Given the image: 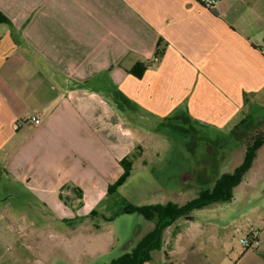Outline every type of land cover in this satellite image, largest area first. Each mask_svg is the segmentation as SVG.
<instances>
[{"label": "crops", "instance_id": "0c3cea01", "mask_svg": "<svg viewBox=\"0 0 264 264\" xmlns=\"http://www.w3.org/2000/svg\"><path fill=\"white\" fill-rule=\"evenodd\" d=\"M259 103L264 0H0V197L31 195L75 236L163 124L209 141ZM203 224L178 217L144 264H264Z\"/></svg>", "mask_w": 264, "mask_h": 264}, {"label": "rangeland", "instance_id": "374dc122", "mask_svg": "<svg viewBox=\"0 0 264 264\" xmlns=\"http://www.w3.org/2000/svg\"><path fill=\"white\" fill-rule=\"evenodd\" d=\"M252 112L251 123L247 121L244 127L249 134L257 130L252 125L256 120L261 121L256 127L264 129V103ZM145 128L154 129L151 125ZM161 130V134L151 133L157 137L158 153L150 150L151 145L144 163L135 159L124 184L99 203L97 214L83 217L76 236L73 226L79 220H62L31 195L15 191L13 197H0V264H110L128 244L135 247L138 237L153 226L142 214L121 213L125 205L194 202L208 195V190L212 193L215 182L233 172L249 153L246 141L230 128L210 130L209 141H200L169 124H163ZM251 154L238 182L227 189L230 198L187 211L204 221V229H225L239 247L253 229L264 227V141ZM261 238L255 247L258 250L264 248V235Z\"/></svg>", "mask_w": 264, "mask_h": 264}, {"label": "trees", "instance_id": "16d2710c", "mask_svg": "<svg viewBox=\"0 0 264 264\" xmlns=\"http://www.w3.org/2000/svg\"><path fill=\"white\" fill-rule=\"evenodd\" d=\"M138 69L139 66L136 68V70H134L137 74H139ZM246 122L247 121L244 120L237 125L235 134L241 138L244 137L249 153L247 154L245 161L236 167L233 172L226 174L222 180L215 182L212 193L211 190H208V195L203 196V198L199 197L194 202L186 205H179L173 201H169L167 203L143 205L129 203L122 208L120 211L121 213L142 214L147 220L153 223V229L146 233L137 242L135 247H133L130 251H125L124 253L120 254L110 264H144L148 262L151 259V252L161 246L164 230L178 217L189 215L187 211L191 207H199L206 205L211 201L230 198L231 195L227 194V189L230 187V185L233 186L238 182L239 172L247 168L252 157L251 153H253V150L264 141V129L260 127H255L257 130L252 131L250 134L244 133V126L246 125ZM121 163L124 167V172L113 184L109 185V192H113L119 186H121L130 174L133 162L125 158L121 160ZM225 183H227L228 186H225ZM222 186L227 188L222 189ZM248 248L252 247H247V249Z\"/></svg>", "mask_w": 264, "mask_h": 264}, {"label": "built area", "instance_id": "2783aa9c", "mask_svg": "<svg viewBox=\"0 0 264 264\" xmlns=\"http://www.w3.org/2000/svg\"><path fill=\"white\" fill-rule=\"evenodd\" d=\"M203 4L208 7V8H213L217 2V0H202ZM157 59V58H156ZM34 123H40L39 118H34ZM253 233H250L248 237L242 240V246L244 248L247 247H253L259 244V230L255 231L254 229L252 230Z\"/></svg>", "mask_w": 264, "mask_h": 264}]
</instances>
